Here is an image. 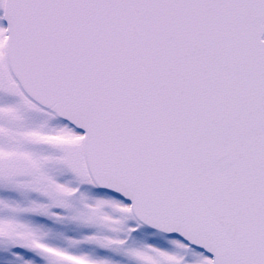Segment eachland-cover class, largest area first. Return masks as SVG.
Returning <instances> with one entry per match:
<instances>
[{
    "label": "snow or ice",
    "instance_id": "obj_1",
    "mask_svg": "<svg viewBox=\"0 0 264 264\" xmlns=\"http://www.w3.org/2000/svg\"><path fill=\"white\" fill-rule=\"evenodd\" d=\"M0 264H264V0H0Z\"/></svg>",
    "mask_w": 264,
    "mask_h": 264
}]
</instances>
